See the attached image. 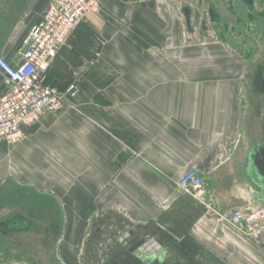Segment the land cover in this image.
Masks as SVG:
<instances>
[{
    "label": "crops",
    "instance_id": "1",
    "mask_svg": "<svg viewBox=\"0 0 264 264\" xmlns=\"http://www.w3.org/2000/svg\"><path fill=\"white\" fill-rule=\"evenodd\" d=\"M49 1L0 0L6 61L15 63ZM98 1L46 73L59 91L76 81V96L22 126L18 142L0 141V241L12 257L0 264H29L24 257L32 254L35 264L60 262L63 254L65 264H77V252L72 245L63 251L62 239L78 242L106 214L121 218L122 232L109 222L121 241L129 224H157L171 214L230 264H264V240L223 218L264 203V172L249 167L247 156L248 143L261 134L264 107L247 119L240 67L217 51L213 61L191 56L184 46V36L196 31L194 0ZM210 1L229 15L222 0ZM187 169L201 176L204 192L192 195L195 207L184 211L178 203L190 197L176 182Z\"/></svg>",
    "mask_w": 264,
    "mask_h": 264
},
{
    "label": "built area",
    "instance_id": "2",
    "mask_svg": "<svg viewBox=\"0 0 264 264\" xmlns=\"http://www.w3.org/2000/svg\"><path fill=\"white\" fill-rule=\"evenodd\" d=\"M98 0H50L43 15L21 41L15 63L0 55L4 86L0 91V141L13 144L22 138V126L37 122L44 112H58L79 91L76 81L63 91L46 82L53 59L86 13L98 9ZM73 107V106H70ZM179 190L195 197L203 195V182L194 169L178 178ZM224 219L246 237L264 240V203L257 208L229 211Z\"/></svg>",
    "mask_w": 264,
    "mask_h": 264
},
{
    "label": "rangeland",
    "instance_id": "3",
    "mask_svg": "<svg viewBox=\"0 0 264 264\" xmlns=\"http://www.w3.org/2000/svg\"><path fill=\"white\" fill-rule=\"evenodd\" d=\"M262 1L260 4L261 6L264 5V0H255L257 4ZM259 5V7H260ZM192 9L194 10V13H198V16L196 19L192 22V27L196 28L195 33L191 34L188 37L184 36V46L189 49L191 56L193 55H204L207 60L213 61V56H221L223 62L227 63L228 61H232L233 63H236L238 67H240L239 71V77H241L240 82V89H241V96H240V107H242V110H245V107H249V115L248 120L251 118H257V107L262 106L263 100L259 97L257 99L255 92L251 90L250 85H248L250 81L251 74H249L251 65H256L259 62H262L264 60V53L262 52L261 43L258 41L260 39H263L264 37V21L259 22V26L257 29H254L253 31H250L248 34H245L244 32L240 33V39H236L235 41L232 40L226 32H219L217 30L216 25H213V23H210V21L206 20V26L203 27L200 25V19L202 18V11L206 9V6L201 3V0H194L192 4L190 5ZM196 8L198 10H196ZM196 10V11H195ZM224 11H220V13H223ZM224 15V14H223ZM227 18L228 21L231 20L228 14L224 16ZM215 26V27H214ZM261 36V37H260ZM237 41V42H236ZM239 42H242V45H239ZM237 46V47H235ZM248 46V47H247ZM251 46V48H249ZM235 47V48H234ZM237 48V49H236ZM248 48V49H247ZM252 49V54L250 64L248 63V59L246 58L248 56V53H246L247 50ZM217 51L216 54L213 55V52ZM233 56V57H232ZM237 59H236V58ZM237 60V62L235 61ZM239 59V60H238ZM253 59V60H252ZM259 61V62H258ZM245 116V113H242V118ZM253 116V117H251ZM246 119V120H247ZM246 124L243 120L242 126L244 127ZM203 182V180H202ZM185 195L189 196V200H182L181 203H178L179 209H182L184 211H187L188 207L191 206V209L194 208L196 198H194L192 195L183 192ZM180 211V210H179ZM112 215V214H111ZM168 215V214H167ZM173 216L169 214L167 218H165V221L162 222L161 220L155 224H145V225H134L129 224V227H137L141 233L148 234L149 237L157 238L160 236H163V233L167 231H170L172 229H176V226L183 227L182 224L178 223L177 221L173 220ZM182 221H185L186 218L180 217ZM121 218L115 214L114 217L110 216V214L99 216L96 222L89 227L90 230L88 233L84 235L82 239H80L77 243H70V241L62 239L61 246L62 250L66 251L67 248H70L72 245V248L74 251L77 252V255L75 256V260H77V264H103L104 259L107 255L105 249L108 246V243H111L113 241L114 237L117 238L120 235L113 234V229L110 228L111 224L109 222H114L113 227L116 228V230H122V224H121ZM182 223V222H181ZM128 227V228H129ZM188 232V231H187ZM63 233V232H62ZM190 234V233H189ZM64 235V233H63ZM4 241H0V263H6V260H10L12 258L11 256H6L4 254ZM74 244V245H73ZM5 249V248H4ZM207 253L206 259L204 260L203 264H230L227 257L223 255H219L216 252H214L211 249L204 248ZM36 251V250H35ZM72 254V253H71ZM14 259H17L16 257H13ZM21 257H18L20 259ZM24 261L28 262L29 264H35L37 256L34 254L29 255L27 257H24ZM26 262V263H27ZM48 262V263H47ZM47 264H65L67 261L65 260L64 254L62 260L59 262L58 259L47 261ZM76 261H74L75 263Z\"/></svg>",
    "mask_w": 264,
    "mask_h": 264
},
{
    "label": "flooded vegetation",
    "instance_id": "4",
    "mask_svg": "<svg viewBox=\"0 0 264 264\" xmlns=\"http://www.w3.org/2000/svg\"><path fill=\"white\" fill-rule=\"evenodd\" d=\"M201 3L204 7L206 6L200 19L203 30L206 20H208L216 25L219 32H226L234 41L241 38L240 33L248 34L258 28L259 22L264 21V6L257 7L254 0H236V3L233 0H222V5L229 12L230 21L220 13L219 5L211 4L210 0H201ZM259 42L264 53V38ZM239 45H242V42H239L237 46L239 47ZM246 53H248L246 58L250 64L253 62L249 59L252 49L247 50ZM249 74L251 77L248 85L256 96L263 100L261 107H264V60L256 65H251ZM260 130L261 134L258 140L253 139L248 143L247 156L252 159V161H248L249 167L264 172V121ZM261 182L260 186L264 188V178ZM134 228H129L128 235L124 236V240H119V236L114 237V240L108 243L109 247L105 249L107 256L103 264H203L206 259L207 251L183 227L176 226V229H172L171 232L166 231L163 236L156 239L149 235L144 237ZM153 243L158 244L159 247L155 248Z\"/></svg>",
    "mask_w": 264,
    "mask_h": 264
},
{
    "label": "water",
    "instance_id": "5",
    "mask_svg": "<svg viewBox=\"0 0 264 264\" xmlns=\"http://www.w3.org/2000/svg\"><path fill=\"white\" fill-rule=\"evenodd\" d=\"M153 245H154V247H156V248H157V247H159V245H158V244H156V243H153Z\"/></svg>",
    "mask_w": 264,
    "mask_h": 264
}]
</instances>
